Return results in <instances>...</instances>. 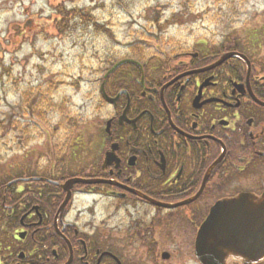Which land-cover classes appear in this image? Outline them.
Listing matches in <instances>:
<instances>
[{
  "label": "flooded vegetation",
  "instance_id": "af4514ba",
  "mask_svg": "<svg viewBox=\"0 0 264 264\" xmlns=\"http://www.w3.org/2000/svg\"><path fill=\"white\" fill-rule=\"evenodd\" d=\"M69 1L53 0L56 19L27 15L23 25L34 18L45 27L23 35L21 46L40 36L64 39L70 18L87 15ZM201 41L165 60L130 58L99 69V138L78 167L82 178L104 183L74 187L62 212L70 175L39 171L5 186L0 264H175L182 243L200 264L195 241L212 209L243 194L264 200L257 40ZM227 54L247 57L251 69L238 56L210 69ZM77 196L92 199L93 209L73 210ZM227 264L249 263L231 257Z\"/></svg>",
  "mask_w": 264,
  "mask_h": 264
},
{
  "label": "rangeland",
  "instance_id": "374dc122",
  "mask_svg": "<svg viewBox=\"0 0 264 264\" xmlns=\"http://www.w3.org/2000/svg\"><path fill=\"white\" fill-rule=\"evenodd\" d=\"M52 2L0 0V201L5 186L39 171L69 180L79 174L78 163L99 138L98 71L135 49L160 61L202 48L201 40L211 47L227 38L226 44L256 38L253 56L264 67V0H71L69 8L85 12L86 20L91 15L93 23L74 18L64 39L40 36L14 48L11 38L25 17L54 16ZM92 202L77 196L72 208L87 213ZM186 244L175 264H196Z\"/></svg>",
  "mask_w": 264,
  "mask_h": 264
},
{
  "label": "water",
  "instance_id": "95a60500",
  "mask_svg": "<svg viewBox=\"0 0 264 264\" xmlns=\"http://www.w3.org/2000/svg\"><path fill=\"white\" fill-rule=\"evenodd\" d=\"M43 27L45 26L35 24L32 20L27 22L21 33L12 36L13 47L20 46L23 35L33 36ZM234 56L237 55H224L210 69L221 66ZM240 58L247 62L250 70L251 64L248 59L245 56ZM213 168H210L207 177ZM100 183L104 182L78 178L68 180L63 185L67 197L60 212L69 204L75 185ZM195 251L196 258L202 264H226L231 257L249 264L264 260V200L260 201L253 195L243 194L236 199L219 203L201 226Z\"/></svg>",
  "mask_w": 264,
  "mask_h": 264
},
{
  "label": "trees",
  "instance_id": "16d2710c",
  "mask_svg": "<svg viewBox=\"0 0 264 264\" xmlns=\"http://www.w3.org/2000/svg\"><path fill=\"white\" fill-rule=\"evenodd\" d=\"M72 19H74V18L71 17V20H72ZM86 19H87V17H85V16L82 17V20L85 21V22H89V21L92 20L93 18L90 17L88 20H86ZM70 28H71V27H70ZM236 43L238 44L237 41H236ZM134 53H137L138 55H140V56L143 57L142 52L139 51V50H137V49L134 50ZM54 107H56V106H54ZM76 176H77V177H81V178L84 177L82 172H79V174L74 175V177H76ZM79 187H85V186H79ZM1 208H2V201H0V209H1ZM0 226H1L2 228H4V227H6L7 225H6V224H3V223L0 222Z\"/></svg>",
  "mask_w": 264,
  "mask_h": 264
}]
</instances>
